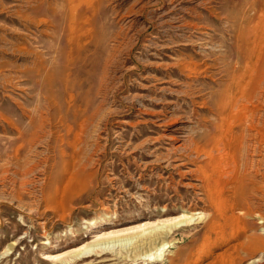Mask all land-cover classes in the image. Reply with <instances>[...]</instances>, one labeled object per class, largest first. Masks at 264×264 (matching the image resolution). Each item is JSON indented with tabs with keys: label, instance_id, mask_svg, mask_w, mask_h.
<instances>
[{
	"label": "rangeland",
	"instance_id": "374dc122",
	"mask_svg": "<svg viewBox=\"0 0 264 264\" xmlns=\"http://www.w3.org/2000/svg\"><path fill=\"white\" fill-rule=\"evenodd\" d=\"M43 2L45 18L57 23L58 15L47 10L60 9L62 0ZM32 5L31 0H0V264H161L150 255L156 256L162 240L141 246L130 238L145 235L147 228L176 223L183 226L163 238L165 255L190 250L187 264H210L213 254L241 241L226 236L207 251L200 245L202 230L198 235L192 230L210 212L197 200V181L190 175L194 166L187 147L194 116L188 113L170 126H154L148 114L159 110L161 99L181 97L184 80H168L164 70L190 53L187 46L198 53L229 48L238 28L233 30L222 14L229 7L220 0H100L92 17L84 5L75 7L78 14L90 17V34L82 41H64L59 27L29 24L18 15L31 14ZM235 11L238 23L240 4ZM50 72L53 82L47 83ZM176 107L179 114L198 109ZM19 139L21 154L47 155L48 146H65V177L74 171L80 187L64 207L48 206L45 197L60 173L58 160H51L48 185L43 172L51 161L38 162L34 169L29 154L22 174L10 164ZM255 181L264 187V176L256 175ZM255 194L253 187L248 203L254 204L249 219L254 228L248 234L264 237L259 230L264 200L255 199ZM145 221L148 224L139 228L110 234L116 240H106L97 251L82 247L102 229ZM238 257L232 263L225 257L213 264H264V247L239 252Z\"/></svg>",
	"mask_w": 264,
	"mask_h": 264
},
{
	"label": "bare ground",
	"instance_id": "6f19581e",
	"mask_svg": "<svg viewBox=\"0 0 264 264\" xmlns=\"http://www.w3.org/2000/svg\"><path fill=\"white\" fill-rule=\"evenodd\" d=\"M31 1L34 2L31 14L18 15L27 20L29 24L59 27L63 32L64 41L65 37L68 41H73V39L82 41L92 30L87 27L90 17L78 14L75 7L84 5L89 16L92 17L100 3V0H62L60 9L47 10L55 16L58 15L57 23H54L44 16L46 12L41 6L45 0ZM220 3L229 7L222 14H225L227 20L231 22L232 29L238 27L232 32L229 48L218 49L217 47L218 50L209 52L202 50L203 53H198L193 50L196 48L193 45L187 46L190 47V53L178 59L171 68L164 70L165 73L167 72L168 80L171 76H178L184 80L185 89L179 94L181 97L163 98L160 101L159 110H152L148 113L151 116L150 122L154 126H170L177 121L176 117L187 118L188 113L194 116L195 130L189 137L188 152L185 151L188 157H191L190 161L194 166V169L190 171V175L195 176L197 181V184L193 186L194 194L198 196L196 198L200 203L208 207L210 212L203 218L200 225L193 227L192 230L197 232L195 235L202 230L203 240L201 239L200 245L207 251L215 245L219 246L226 236L233 241L239 237L242 238L241 241L229 245L222 252L213 254L210 264L225 257L232 263L234 258H239V252L262 250L264 247L263 236L248 234L254 228L249 222L254 214V204L253 202L248 203L253 187L256 189L254 198L264 200V187L257 186L255 181L256 175L264 176V172H261V166L264 169V0H220ZM238 4H240V19L237 23L233 19L236 16L235 8ZM209 12V14L213 13L211 8ZM187 25L190 26V23ZM171 69L173 72L169 71ZM53 77V73L50 72L45 77V81L51 83ZM157 80L154 78L153 81ZM61 81L65 88L63 77ZM158 88L159 91L165 90L163 87ZM181 104L195 105L198 109L187 110V113L183 110L179 114L175 110L176 106L179 107ZM171 106L174 108H170ZM167 108H170V111H167ZM168 112H171L172 118H168ZM202 112H205V115L200 114ZM179 130L184 133V130ZM22 147L23 141L19 139L9 156L10 164L19 174L25 170L26 157L29 154L34 156L30 158L31 161L33 160L34 169L38 168V162L45 164L51 160H58L56 168L60 173L55 175L52 189L46 192L44 190V192L48 206L64 207L65 200H69L80 187V182L76 183L77 177L74 171L70 170L71 172H68L65 177V146L52 144L45 150L47 155L45 152L42 154L41 151L21 154ZM197 159L202 161L195 164ZM52 161L49 163L50 167L48 165L43 172L45 185L52 182ZM8 164L5 163L6 167ZM85 187L87 189L88 186ZM261 219L264 221V216ZM146 224L148 222L145 221L141 225H129L126 228L102 229L100 234L92 236L94 240L83 243L82 247L87 246V249L92 248L97 251V248L106 240H116L115 236H109L110 234L139 228ZM180 226L183 224H169L163 229L147 228L148 232L145 235L133 234L131 236L135 235V237L130 238V241L137 243L135 245L153 246L155 242L162 240L158 249L154 248L156 256L150 255L152 259L156 258L161 264H184L183 262L186 263L192 255L190 250L179 249L171 255H165L164 251L167 248V242L163 241V238L175 232ZM259 230L264 234V225L260 226ZM101 236H106L105 240H100ZM170 242L175 243L174 239ZM219 262V264L223 263Z\"/></svg>",
	"mask_w": 264,
	"mask_h": 264
}]
</instances>
